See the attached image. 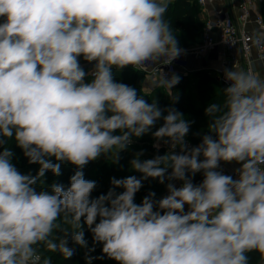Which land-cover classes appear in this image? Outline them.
Listing matches in <instances>:
<instances>
[{"label":"clouds","instance_id":"9594fccd","mask_svg":"<svg viewBox=\"0 0 264 264\" xmlns=\"http://www.w3.org/2000/svg\"><path fill=\"white\" fill-rule=\"evenodd\" d=\"M172 2L0 0V264H53L40 247L71 259L69 237L86 250V264L105 257L117 264H250L252 252L264 264V76L257 68L223 69L230 82L224 102L208 104L207 134L194 147L183 113L149 103L114 78V69L156 68L184 53L166 19ZM247 33V46L264 62V26ZM179 82L162 71L153 80L173 102ZM149 133L154 147L169 150L146 160L136 153L129 164L141 176L112 177L107 194L91 198L97 184L85 179L86 165L102 155L119 163ZM9 139L39 166L35 175L13 164ZM221 162L240 165L236 179ZM63 164L76 169L69 186L38 191ZM197 173L203 179L194 184ZM148 179L168 181V194L157 200L149 192L137 204ZM61 218L71 230L57 224ZM96 244L101 255L94 257Z\"/></svg>","mask_w":264,"mask_h":264},{"label":"trees","instance_id":"16d2710c","mask_svg":"<svg viewBox=\"0 0 264 264\" xmlns=\"http://www.w3.org/2000/svg\"><path fill=\"white\" fill-rule=\"evenodd\" d=\"M261 11L264 16V0L261 3ZM166 19L171 24L174 34L179 41V47H192L196 46L203 41L206 17L203 14V10L198 3V0H173L169 5L168 12L166 13ZM81 64L86 63L82 58ZM114 78L117 82H121L132 86L137 89L138 93L145 96V99L149 103L155 99L158 106L162 109L169 107L175 108L177 111L184 114L185 119L191 121L190 131L187 137L194 143L199 144L203 134H207V117L205 116V109L209 103L224 102V93L222 90L227 86L221 82L215 73H212L206 69L189 71V73H178L180 82L174 86L172 94L178 96V100L173 102L172 99L166 94L168 91L156 88L152 92L145 91V73L137 68L126 67L122 70H113ZM86 79L90 80L91 77ZM166 114V113H165ZM158 127L154 126L152 131L154 132ZM155 143L151 133L142 136L141 138L135 139L134 142L128 147L127 150L120 153L119 163H114V157L108 159V157L101 156L96 161L89 162L83 169L85 179L96 181L97 187L91 194V198H97L100 195L107 194L108 190L112 187L110 178L116 177L117 179L127 177L129 175H136L137 178L141 176L140 173L128 168V165H124L122 161L130 159L140 150L141 147H151ZM4 147H10L14 152L13 164L17 169L23 173H31L35 175L38 170V165L29 164L23 152L18 148L14 140L9 139ZM115 151V149H113ZM166 152L163 149L156 150L154 155H164ZM104 158L103 160H101ZM130 162V161H128ZM240 166L238 164H234ZM75 167L71 164L61 165V175L54 176L51 172L47 173L44 178V184L41 182L39 187H48L53 183L63 184L65 188L69 186L70 177L75 172ZM170 171V170H169ZM203 179L201 173H197L192 181L194 184H199ZM158 180L148 179L143 181V187L139 192L136 193L135 202L141 203L142 199L149 193L155 192V199H160V194L164 191L156 188ZM117 192L122 189H116ZM62 227H67L71 230L70 224H64L63 218L57 221ZM85 239L88 241V245L91 248L93 246V238L88 228L84 227ZM55 235V233H54ZM69 246L75 248V254L71 259L65 260L58 253H52L47 251L45 248L40 247V252L43 256L51 258L53 264H86L84 259L85 249L80 248L78 245L72 243L69 237ZM101 245H95V251L91 253L92 256L101 255ZM85 250V251H84ZM250 258V264H259L258 253H248ZM92 264H117L116 261L108 258L94 259Z\"/></svg>","mask_w":264,"mask_h":264},{"label":"built area","instance_id":"2783aa9c","mask_svg":"<svg viewBox=\"0 0 264 264\" xmlns=\"http://www.w3.org/2000/svg\"><path fill=\"white\" fill-rule=\"evenodd\" d=\"M233 2L237 9V17H234L226 8H214L213 0H198L203 14L209 15L210 6H213L214 9V18L206 19L202 43L196 45L193 49L182 47L184 53L172 61L171 64H160L156 68L135 67L145 73V91L152 92L157 88L154 86L153 80L159 79V73L161 71L165 74L166 78L171 77L173 74L189 73L188 53H194L196 56L204 57L215 49L223 47L221 50V66L217 70V74L220 81L226 86H229L230 82L225 81L223 78V69H231L239 66L240 57L236 54L238 49L241 50V53L247 61V69H256L254 62L255 59H258L259 53L256 49L247 46L246 35H250L247 32H250L253 27L259 29V24L264 26V16L260 7L263 0H233ZM250 25H253V27H250ZM229 39L235 40L236 45L225 42V40ZM260 56L264 57V51L260 52ZM81 65L87 68V71L92 68V65L87 62ZM186 140L189 147L198 145L188 137H186ZM159 149H163L165 152L169 150L168 146L163 143L160 144ZM176 151L179 152V148ZM238 167L240 166L221 162V169L224 174L232 175L234 179L237 178L235 169ZM179 182L182 183L181 181Z\"/></svg>","mask_w":264,"mask_h":264},{"label":"crops","instance_id":"0c3cea01","mask_svg":"<svg viewBox=\"0 0 264 264\" xmlns=\"http://www.w3.org/2000/svg\"><path fill=\"white\" fill-rule=\"evenodd\" d=\"M213 1H214V8H219V9L226 8L234 15V17H237V9L233 4L234 3L233 0H213ZM213 11H214L213 6H210L209 15L204 14L206 19L214 18ZM250 27H253V25H250ZM193 47L195 46L188 48L193 49ZM222 48L223 47H219L204 57L196 56L194 55V53H188L189 70L196 71V70L206 69L212 73H215L217 78L219 79L217 70L221 66ZM236 54L240 57V64L239 66L233 68L247 69L248 64L243 54L241 53V50L238 49ZM254 65L257 68V70L260 72L261 76H264V62H260L258 59H255Z\"/></svg>","mask_w":264,"mask_h":264},{"label":"rangeland","instance_id":"374dc122","mask_svg":"<svg viewBox=\"0 0 264 264\" xmlns=\"http://www.w3.org/2000/svg\"><path fill=\"white\" fill-rule=\"evenodd\" d=\"M86 71H87V68H85V67H83ZM159 89H162L163 90V88L162 87H159ZM164 89L166 90V88L164 87ZM162 123H163V121L161 120V121H158L157 122V124H156V126L157 127H159V126H161L162 125ZM156 143V142H155ZM155 143H153L152 144V146L149 148V147H141L140 148V150L138 151V152H143V155H141L140 156V159L141 160H146V159H151V158H153L154 156H156V155H154L155 153H156V150H158L159 148H156V147H154V144ZM114 152V151H113ZM137 152V153H138ZM110 158H113V156L112 155H109L108 156V159H110ZM104 158H102L101 160H103ZM131 159H133V158H131ZM128 161H130V159H125L124 161H122V163L124 164V165H128V168L130 167V164H129V162ZM232 164H235V163H232ZM170 172V171H169ZM168 183V181H165V184H161V183H157L156 184V188L159 190V189H161L162 188V191H163V188H164V191L160 194V198H163L164 196H166L167 194H168V192H167V187H166V184ZM172 183H174L177 187H179L180 186V182L179 181H173ZM85 251V250H84Z\"/></svg>","mask_w":264,"mask_h":264}]
</instances>
